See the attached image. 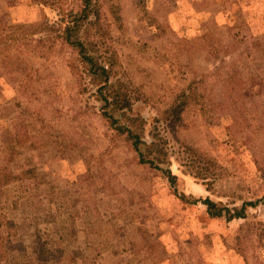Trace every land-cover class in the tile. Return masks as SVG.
Here are the masks:
<instances>
[{
  "label": "rangeland",
  "instance_id": "rangeland-1",
  "mask_svg": "<svg viewBox=\"0 0 264 264\" xmlns=\"http://www.w3.org/2000/svg\"><path fill=\"white\" fill-rule=\"evenodd\" d=\"M98 1L93 39L176 184L81 93L57 32L78 0H0V264H264V205L191 204L264 198V0Z\"/></svg>",
  "mask_w": 264,
  "mask_h": 264
},
{
  "label": "trees",
  "instance_id": "trees-1",
  "mask_svg": "<svg viewBox=\"0 0 264 264\" xmlns=\"http://www.w3.org/2000/svg\"><path fill=\"white\" fill-rule=\"evenodd\" d=\"M41 4H46V0H35ZM76 9L68 11L63 17L64 25L59 27L57 32L59 38L72 48L81 63V73L79 83L81 93L91 89L92 96L96 102L101 104L102 113L112 122V128L128 142L142 164H147L152 168L161 171L167 176L174 187L176 177L170 170H165L157 165L159 156L166 157V143L160 134L158 125L154 127L152 133L153 141L150 144L143 140L145 133V121L141 116L134 115V105L139 101L132 93L129 86L124 83L119 76L117 67L120 64L118 54L114 51L109 53L100 47V43L94 40L95 31L102 19V5L98 0H78ZM264 4V1L262 2ZM264 8V6H263ZM53 26L46 25L45 33H50ZM181 107L173 105L164 113L165 120L173 114L181 116ZM164 121L156 120V123ZM186 201V197H180ZM191 204L201 203L206 207L207 213L211 217H224L228 220L246 218L247 207L264 205V198L256 202H245L241 209L232 210L221 207L210 199H196Z\"/></svg>",
  "mask_w": 264,
  "mask_h": 264
},
{
  "label": "crops",
  "instance_id": "crops-1",
  "mask_svg": "<svg viewBox=\"0 0 264 264\" xmlns=\"http://www.w3.org/2000/svg\"><path fill=\"white\" fill-rule=\"evenodd\" d=\"M263 2V1H262ZM264 4L262 5V8H263ZM263 11H264V8H263Z\"/></svg>",
  "mask_w": 264,
  "mask_h": 264
}]
</instances>
